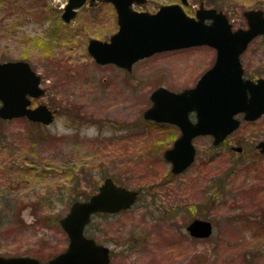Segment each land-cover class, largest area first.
<instances>
[{
    "label": "rangeland",
    "instance_id": "rangeland-1",
    "mask_svg": "<svg viewBox=\"0 0 264 264\" xmlns=\"http://www.w3.org/2000/svg\"><path fill=\"white\" fill-rule=\"evenodd\" d=\"M148 1L141 7L149 11L177 2ZM208 1L235 27L242 11L264 9V0ZM66 2L0 0V62L27 61L46 90L38 101L58 111L48 126L0 121V256L45 262L64 252L68 237L59 217L75 197L88 199L111 177L140 192L128 210L95 214L86 225L88 237L109 247L110 264H264V156L255 149L264 140V115L254 123L240 118L221 145L196 138L195 161L173 175L163 154L177 130L145 121L143 113L157 87H193L215 51L157 53L130 72L99 66L88 40L114 32L113 8H79L67 23ZM189 2L187 14L194 16L198 4ZM241 62L245 76H264V37L250 43ZM225 143H241L249 157L240 160ZM193 219L210 221L213 234L191 238L186 227Z\"/></svg>",
    "mask_w": 264,
    "mask_h": 264
},
{
    "label": "water",
    "instance_id": "water-1",
    "mask_svg": "<svg viewBox=\"0 0 264 264\" xmlns=\"http://www.w3.org/2000/svg\"><path fill=\"white\" fill-rule=\"evenodd\" d=\"M87 0H68L61 19L70 22L76 9ZM110 2L117 11L118 31L109 42L90 39L87 52L98 64L114 63L130 71L133 63L155 53L175 51L196 46L215 49L214 64L205 72L193 88L171 92L159 87L152 92V106L143 113L144 119L171 123L179 126L180 137L163 157L171 165L173 174L188 169L195 160L192 139L200 135L212 136L214 145H219L226 136L239 126L234 116L244 113V119H254L264 114V77L256 81L244 79L240 55L250 41L264 34V15L261 11H249L244 15L248 27L232 31L226 16L214 9L200 7L195 17L188 16L177 3L162 5L152 15L137 13L130 5L136 0H91ZM140 1V0H137ZM143 1V0H141ZM186 3V0H181ZM209 19V23H205ZM22 73L18 84L11 88L7 76ZM40 76L26 62L0 64L1 119L27 117L28 120L48 125L52 113L44 105L29 109L26 93L40 96ZM14 88V89H13ZM20 93L12 96V93ZM195 113L192 123L189 114ZM264 153V141L257 145ZM138 192L115 185L107 177L95 195L84 201H75L69 211L59 220V225L68 237L64 252L46 262L34 257L0 256V264H109V248L85 237L86 225L96 213L116 214L135 204ZM186 231L192 238L205 239L213 234L210 221L193 219Z\"/></svg>",
    "mask_w": 264,
    "mask_h": 264
},
{
    "label": "flooded vegetation",
    "instance_id": "flooded-vegetation-1",
    "mask_svg": "<svg viewBox=\"0 0 264 264\" xmlns=\"http://www.w3.org/2000/svg\"><path fill=\"white\" fill-rule=\"evenodd\" d=\"M191 1V0H190ZM196 1V3L198 4L197 5V9L195 10V13H196V11L200 8V7H203L204 9H206V8H208V9H214V10H217V11H220V12H222L225 16H226V18H227V20H228V22H229V24L232 26V29L233 30H239V28H243V29H245V28H247L248 27V24H247V19H246V17H245V15H244V13L245 12H249V11H261V12H263V15H264V9H262L261 7H256V8H249V9H247V10H244V11H242V17H243V23L242 24H239L238 25V27H235L234 26V24H232V22H230V18H229V15L228 14H225L222 10H220V9H217L216 8V6L215 5H212V4H210L209 3V1L208 0H195ZM67 2H68V0H67ZM66 2V3H67ZM207 2H208V4H207ZM149 3V1L148 0H143V1H135V2H133L132 3V5L130 6V7H132V10L133 11H135V12H138V13H141V11H143V12H148V13H150V14H152V13H155V12H157L158 11V9L159 8H161L162 7V5H167V4H173V3H178V4H180L181 5V3H182V1L181 0H177V2H173V3H164V4H162V5H158L157 6V8H154V9H152L151 11H149V10H147V9H143V7H141L142 5H146V4H148ZM189 0H186V4H185V6H184V9H185V11L187 12V8H188V6H189ZM102 5H110L111 6V8H113V11L115 12L114 13V17L112 18H110L111 19V21L113 22V27H114V32L111 34V35H113L114 33H116L118 30V19H117V11H116V9L113 7V5L111 4V3H105V2H102V1H97V2H92L91 0H87L86 1V3L81 7L82 9H87V11L89 12V13H92V12H96L97 11V8H99L100 6H102ZM206 5H208V6H206ZM80 8V9H81ZM78 11V10H77ZM188 13V12H187ZM195 13H194V17H195ZM76 15H77V12H76ZM191 16H193V15H191ZM76 17V16H75ZM74 17V18H75ZM73 18V19H74ZM72 19V20H73ZM71 20V21H72ZM70 21V22H71ZM98 23V22H97ZM110 35V36H111ZM110 36H109V38H110ZM261 37H264V34H262L261 36H259V37H257V38H261ZM109 38L107 39V40H103L102 39V41H105V42H109ZM91 39H94V38H91ZM96 40H98L97 38H95ZM90 40V39H89ZM88 40V41H89ZM99 40H101V39H99ZM255 40V39H254ZM252 42V41H251ZM250 42V43H251ZM250 45V44H249ZM89 53V52H88ZM94 61V60H93ZM13 63V62H24V61H22V60H16V61H2V62H0V64H2V63ZM27 62V61H26ZM28 63V62H27ZM29 64V63H28ZM97 65H99V64H97ZM101 66H113V67H116L114 64H112V63H110V64H105V65H102V64H100ZM99 65V66H100ZM29 66H30V64H29ZM31 68H32V66H31ZM116 68H118V67H116ZM33 69V68H32ZM118 69H120V68H118ZM123 70V69H122ZM22 73H20V72H15L13 75H9V76H7L6 78H7V81L9 82V85L11 86V88L12 87H14V85H16V84H18V81L16 80V79H20L21 77H20V75H21ZM244 78H247V79H250V80H253V81H256V80H258L259 78H263V77H252V78H249V77H247V76H245V73H244ZM41 83H42V80L40 81V87H41ZM42 88V87H41ZM14 89V88H13ZM44 89V88H43ZM45 92H46V90L44 89L43 90V95H41V97H43L44 95H45ZM14 93L15 94H18V93H20V95L22 94L19 90L18 91H16V90H14V92L12 93V96L14 95ZM24 98H27V100L29 101V104L27 105V108H30V109H34V108H36L38 105H42V103L41 102H39L38 101V98L37 97H35V96H32V95H30L29 93H26L25 94V96H24ZM46 105V104H45ZM2 106V101L0 100V107ZM46 108H50V110L52 111V113H53V117L55 118V116L57 115V110L55 109V108H53L52 106H49L48 104L46 105ZM189 116H190V120L193 122L194 121V114H189ZM262 117V116H261ZM238 118H239V120H240V118L242 119L243 118V116L242 115H240V116H238ZM22 119H24V118H22ZM15 120V119H14ZM0 121H2V122H5V121H11V120H9V119H1L0 118ZM146 121V120H145ZM149 121V120H148ZM144 122V121H143ZM151 122V121H150ZM240 122H241V120H240ZM145 123V122H144ZM153 124H155V125H159L160 127H174L176 130H177V134H178V137L175 139V140H177L178 138H179V136H180V128L179 127H177L176 125H171V124H164V123H154V122H152ZM242 123V122H241ZM247 123H254V122H249V121H247ZM39 125V124H38ZM39 126H41V125H39ZM240 126H241V124H240ZM122 128V127H121ZM126 129V128H125ZM234 132V131H233ZM233 134V133H232ZM231 134V135H232ZM230 136V135H229ZM228 136V137H229ZM227 137V138H228ZM200 138V137H199ZM227 138H225V140L227 139ZM175 140L172 142V144L170 145V147H168V149H170L171 147H173L172 145H173V143L175 142ZM225 140H223V142L222 143H224L225 142ZM262 141H264V140H259L258 142H256V144H255V149L257 150V153H259L260 155H263L264 156V153L263 152H261L260 151V149L259 148H257V145L260 143V142H262ZM227 146H229V151H231V152H237L238 154H240L241 155V157H240V160H245V158H247V157H249L248 155H250L249 154V150H248V148H245L241 143H238V145L237 146H235V145H233L232 147L228 144V143H225ZM168 149H166L165 151H164V153L168 150ZM121 212V211H120ZM118 213V212H117ZM116 213V214H117ZM5 257V256H4ZM14 257H21V256H14ZM109 257H110V250H109ZM110 260H111V257H110ZM110 264V263H109Z\"/></svg>",
    "mask_w": 264,
    "mask_h": 264
},
{
    "label": "trees",
    "instance_id": "trees-1",
    "mask_svg": "<svg viewBox=\"0 0 264 264\" xmlns=\"http://www.w3.org/2000/svg\"><path fill=\"white\" fill-rule=\"evenodd\" d=\"M119 184V183H118ZM74 196V195H73ZM83 198V197H82ZM76 200H82V199H80V196L79 197H75L74 199H73V201H76ZM72 201V202H73ZM72 204V203H71ZM70 204V205H71ZM99 215H102V216H106V215H108V214H106V215H103V214H99ZM61 218V216L59 217V219Z\"/></svg>",
    "mask_w": 264,
    "mask_h": 264
}]
</instances>
